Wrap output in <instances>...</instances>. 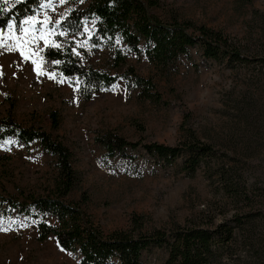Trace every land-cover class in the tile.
<instances>
[{
	"label": "rangeland",
	"instance_id": "rangeland-1",
	"mask_svg": "<svg viewBox=\"0 0 264 264\" xmlns=\"http://www.w3.org/2000/svg\"><path fill=\"white\" fill-rule=\"evenodd\" d=\"M155 1L150 13L157 19L173 15L219 30L256 61L229 69L205 61L193 47L187 57L158 72L117 40L125 58L114 67L111 51L89 38L94 19H86L81 30L69 36L54 27L88 0H47L33 15L39 21L48 18L47 24L35 25L50 33L48 46L70 39L83 67L117 76V81L86 98L75 77L56 71L38 74L32 60L39 54L25 60L18 51L0 49V118L9 114L17 125L43 131L68 149L77 184L65 200L79 204L103 233L131 228L132 218H138L142 231H150L188 221L206 226L208 218L218 223L230 215L255 212L251 234L258 262L264 264V0ZM45 4L48 7H42ZM44 46L43 40L37 41L29 52L39 53ZM130 66L137 76L151 79L158 102L141 100L119 77ZM49 112H56L55 129L49 125ZM107 134L140 145L168 146L192 136L208 145L213 156L188 176L181 170V157L161 167L139 146L109 154L99 142ZM55 173L54 158L38 141H0V264H79L78 254L62 250L51 234L36 239L39 221L56 225L51 215L34 217L33 211L25 214L15 207L24 204L26 196L45 194ZM200 212L207 213L202 221ZM234 249L243 261L249 259L245 246ZM164 258L165 251L156 247L141 256L143 264H162Z\"/></svg>",
	"mask_w": 264,
	"mask_h": 264
},
{
	"label": "trees",
	"instance_id": "trees-1",
	"mask_svg": "<svg viewBox=\"0 0 264 264\" xmlns=\"http://www.w3.org/2000/svg\"><path fill=\"white\" fill-rule=\"evenodd\" d=\"M45 1L22 0L14 3V0H10L7 6L0 3V30L6 29L12 21L18 26L20 21L38 12ZM157 4L155 0H88L82 10L71 11L65 18L59 19L60 23L54 27L69 36L80 31L86 19H94L89 38L94 45L106 46L111 51L114 67L123 63L125 58L115 44L117 40L128 51L146 58L158 72L173 67V62L181 56L187 57L189 48L193 47L200 50L201 58L205 61L224 63L229 69L256 61L245 54L237 40L219 30L196 26L188 20L178 21L173 15L167 20L157 19L150 13V9L157 7ZM3 7L10 10L3 12ZM62 41L64 44H58L59 47L45 45L39 51L37 63L41 72L56 71L64 77H75L81 94L86 98L117 81V76L83 67L71 51V40ZM140 46H143L142 50ZM119 77L126 81V85L136 89L141 100L158 102L159 96L154 91L151 79L137 76L131 66L126 67ZM48 117L49 125L57 128L56 112H49ZM7 138L22 144L36 140L41 149L54 158L56 173L53 185L45 194L26 196L24 204L13 206L25 214L33 211L34 217L51 215L56 225L48 226L39 221L36 224V239L43 241L51 234L62 250L78 254L79 264H143L142 253L152 247L165 251L162 264H260L254 247L256 239L251 234L255 212L230 215L218 223L208 218L205 220L206 226L188 221L181 226L150 231H142L138 218H132L131 228L105 234L90 222L79 204L65 200V196L77 184V177L70 167L71 153L62 143L43 131L17 125L9 114L0 118V141ZM99 142L109 154L139 146L147 156L159 161L161 167L171 166L177 157H181V170L188 176L213 156L208 145L201 144L192 136L174 146L155 142L140 145L139 142H127L109 134ZM197 217L202 221L207 213L200 212ZM238 244L245 246L244 255L249 258L246 261L239 258L234 249Z\"/></svg>",
	"mask_w": 264,
	"mask_h": 264
},
{
	"label": "snow or ice",
	"instance_id": "snow-or-ice-1",
	"mask_svg": "<svg viewBox=\"0 0 264 264\" xmlns=\"http://www.w3.org/2000/svg\"><path fill=\"white\" fill-rule=\"evenodd\" d=\"M22 0H14V3H20ZM0 3L3 5H9L10 0H0ZM63 3V0H61ZM42 7H48L47 4L42 5ZM9 7H3L2 11H9ZM48 18L45 17L44 21L37 20L36 16H30L27 19L20 21L19 25L12 21L7 24V31H0V49H6L7 51H18L20 56L25 60H28L30 56H36L38 53L29 52V47L36 43L37 41L43 40L44 44L47 46L49 40L47 36L50 35L49 32H46L43 27L37 29L35 25L37 24H47ZM56 24H59L60 21H55ZM37 32L39 33L37 35ZM6 41H12L13 43L9 46ZM59 47V45H55ZM32 63L36 65L37 73L43 74L39 71L40 65L35 59L32 60ZM50 79L53 77H49Z\"/></svg>",
	"mask_w": 264,
	"mask_h": 264
}]
</instances>
